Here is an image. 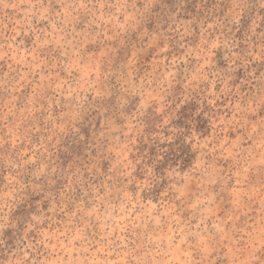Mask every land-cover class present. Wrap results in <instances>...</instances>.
<instances>
[{"label":"rangeland","instance_id":"374dc122","mask_svg":"<svg viewBox=\"0 0 264 264\" xmlns=\"http://www.w3.org/2000/svg\"><path fill=\"white\" fill-rule=\"evenodd\" d=\"M0 264H264V0H0Z\"/></svg>","mask_w":264,"mask_h":264}]
</instances>
